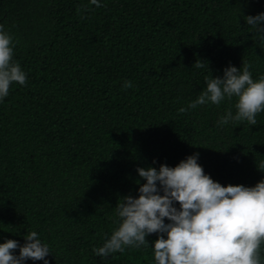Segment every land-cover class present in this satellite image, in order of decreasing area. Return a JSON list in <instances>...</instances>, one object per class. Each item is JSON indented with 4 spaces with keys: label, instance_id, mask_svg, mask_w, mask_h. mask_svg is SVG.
I'll return each mask as SVG.
<instances>
[{
    "label": "trees",
    "instance_id": "1",
    "mask_svg": "<svg viewBox=\"0 0 264 264\" xmlns=\"http://www.w3.org/2000/svg\"><path fill=\"white\" fill-rule=\"evenodd\" d=\"M98 2L0 0L27 78L0 100V244L23 246L36 231L48 264H154L150 248L92 252L115 227L117 200L137 197V168H174L198 153L221 186L264 179V112L254 126H218L228 102L179 113L205 87L197 60L213 78L242 61L254 80L264 76V42L244 20L264 13V0ZM156 239L146 237L149 247Z\"/></svg>",
    "mask_w": 264,
    "mask_h": 264
},
{
    "label": "clouds",
    "instance_id": "2",
    "mask_svg": "<svg viewBox=\"0 0 264 264\" xmlns=\"http://www.w3.org/2000/svg\"><path fill=\"white\" fill-rule=\"evenodd\" d=\"M89 4L102 6L98 0H89ZM81 10L89 9L82 5L77 13ZM244 20L254 39L264 42V13ZM17 43L13 34L0 25V100L9 95L13 83H27L26 73L12 59ZM192 67L206 68L209 75L198 97L180 108V114L228 102L231 107L219 118L218 126L230 122L257 124V114L264 112V76L254 80L252 64L242 61L239 69L229 64L223 75L215 78L207 62L197 60ZM122 87L133 85L125 81ZM198 158L199 154L194 153L174 168H137L138 177L144 181L137 197L117 200L115 227L102 246L92 249L93 254L106 258L143 247L151 249L154 264H264V179L251 187L221 186L204 173ZM152 234L157 239L149 247L146 237ZM24 241L23 246L15 240L0 244V264H24L28 259L48 264L45 257L51 255L50 247L36 231L25 235ZM17 249L19 255H14Z\"/></svg>",
    "mask_w": 264,
    "mask_h": 264
}]
</instances>
